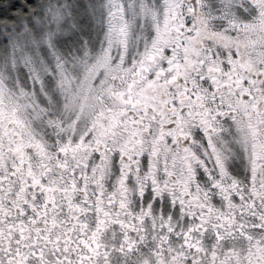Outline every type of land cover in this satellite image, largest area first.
<instances>
[{
  "label": "snow or ice",
  "instance_id": "6c2138e0",
  "mask_svg": "<svg viewBox=\"0 0 264 264\" xmlns=\"http://www.w3.org/2000/svg\"><path fill=\"white\" fill-rule=\"evenodd\" d=\"M0 264H264V0H0Z\"/></svg>",
  "mask_w": 264,
  "mask_h": 264
}]
</instances>
